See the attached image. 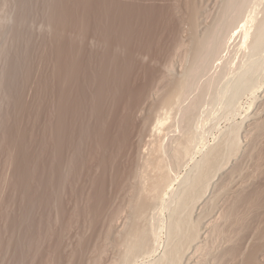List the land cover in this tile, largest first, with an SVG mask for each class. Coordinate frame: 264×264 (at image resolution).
Listing matches in <instances>:
<instances>
[{
	"label": "rangeland",
	"instance_id": "rangeland-1",
	"mask_svg": "<svg viewBox=\"0 0 264 264\" xmlns=\"http://www.w3.org/2000/svg\"><path fill=\"white\" fill-rule=\"evenodd\" d=\"M21 1L0 0V264H264V43L256 54L237 47L223 54L226 64L232 57L235 66L228 64L230 74L225 68L224 78L205 93L192 127L198 135L188 137L193 142L174 137L191 147V154L176 161L167 153L174 133L164 139L172 120L163 126L164 135L153 129L157 108L192 61L177 49L188 39L181 29L188 30L192 21L208 24L224 0ZM254 1L261 11L264 0ZM195 8L202 21L191 19ZM113 58L125 85L120 102L102 98L100 124L99 65ZM224 61L215 62L213 72ZM240 65L255 76L233 95ZM162 74L173 86L161 82L162 99L141 113L145 90L155 88ZM60 95L64 102L58 109ZM79 109L90 135L79 133ZM154 143L170 146L163 145L164 157L176 171L172 180L178 176L174 192L152 203L140 220L132 207L149 181L133 179L131 171L138 168L134 164L143 166L149 153L151 158ZM209 152L220 155L210 173L200 171L208 175L202 176L207 185H198L199 195L194 189L195 198H188L195 201L184 207L178 203L179 186L200 174ZM137 223L152 236L148 248L132 252L135 239L127 233Z\"/></svg>",
	"mask_w": 264,
	"mask_h": 264
},
{
	"label": "bare ground",
	"instance_id": "bare-ground-1",
	"mask_svg": "<svg viewBox=\"0 0 264 264\" xmlns=\"http://www.w3.org/2000/svg\"><path fill=\"white\" fill-rule=\"evenodd\" d=\"M21 1V0H20ZM23 1V0H22ZM21 1V2H22ZM29 1V0H28ZM252 1L253 2H255L254 0H224V2L222 3V8H220V12L218 13V15L216 16V17H214L208 24H206V22L208 21H206L205 22V20L204 21H202V17L200 18V16H201V13L199 14V9H197V8H195V10L194 11H192L193 13V15H191V16H193V17H191V19L193 18V20L197 17V16H199V18L201 19V21L203 22V23H205L204 25L201 23V24H198L199 22H197V23H195L194 24V21H192L191 19H190V21H192V23L191 22H189L192 26L190 27V24H189V28H191L190 30H189V28H188V30H182L181 29V32L183 31V36H185V38L187 39V40H185L184 38H180L181 40L179 41V43H178V47H177V49H181V50H185V55H188V56H190L191 57V59L190 60H192L190 63V66L186 69V68H184V73H183V71H182V73L183 74H181V75H183V78L182 79H179V80H177V81H179L177 84H174L175 86L173 87V89L171 90V92H169L168 94H165L164 95V97H163V90H162V88L159 86L158 87V85L162 82H164V81H166V75H163L162 77H160L158 80L156 79L155 81L158 83L157 84V86L155 87V88H152V86H150V88L147 90H145V92H144V95H143V98H142V101L140 102V104H139V108H138V110L141 112V113H145V112H148L149 111V109H150V107H151V102L153 101V100H156L159 96V98H161V94H162V97H163V100H162V102L161 101H158V102H161V106H159L160 107V109L159 108H157L158 109V114H157V116H159V118H158V120H157V122H155L156 124H154V126H156V128H153L154 130H163L162 128H163V126L166 124V122L170 119V121H171V123L169 122L168 123V128L166 129L167 130V132L165 133V132H161L163 135H164V133H165V135H164V139H166L167 137H169V134H170V131H171V133H174V136H170V138L171 137H180V139L181 138H183V137H195L194 136V134L196 135L197 134V132L196 133H194V132H192L193 130H192V127L195 125V126H197L196 124H195V122H196V116H197V114H198V111L200 110V107H201V105H202V102H203V99H204V95H205V93L207 94L209 91H211V89L215 86V84H217V82L218 81H220L219 79H221L222 78V71H224V69L226 68V74H230V72H231V69H229L230 70V72L229 73H227L228 71V69L227 68H229V67H227L228 66V64L230 65V68H231V65H234L235 66V64H232L231 63V60L233 61L234 59L230 56L232 53V50L235 48V47H237L238 49H240V50H242V49H246V50H250L251 49V51L252 52H254V51H256V50H258V49H260V48H262L261 46H263V45H261V43H264V42H262L263 41V39H264V16L260 19L259 17H258V14H260L261 13V16H262V13H263V15H264V8H262V10L260 11L259 9H258V7H259V5L261 4H259V3H252ZM261 1V0H260ZM77 2H78V0H77ZM259 2V1H258ZM76 3V2H75ZM218 4H219V2H218ZM253 4V5H252ZM25 3H24V7H25ZM23 6V5H22ZM221 7V6H220ZM264 7V6H263ZM78 9V8H77ZM194 9V8H193ZM192 9V10H193ZM199 14V15H198ZM202 15H203V13H202ZM211 17V16H210ZM198 17L195 19V20H198L199 19ZM203 18H205V17H203ZM5 20V19H4ZM24 21V20H23ZM200 21V20H199ZM25 23V22H24ZM20 24V23H19ZM196 24H198V26L196 25ZM186 26V25H185ZM183 27V26H182ZM184 29V28H183ZM190 31V32H189ZM188 32V33H187ZM135 33H137V35H138V33H139V31L137 32H135ZM189 35H187V34ZM190 33V34H189ZM18 34H19V32H18ZM188 37H187V36ZM19 37V36H18ZM182 37V36H181ZM237 40H238V42H237ZM187 41H188V43H187ZM175 45V44H174ZM260 47V48H259ZM264 47V46H263ZM120 48V47H119ZM119 48H117V49H119ZM115 49V48H114ZM113 49V50H114ZM117 49H115L113 52H117ZM177 49H176V51H177ZM264 49V48H263ZM227 51L228 52H230V57L228 56V58H230V59H228L230 62L228 63V64H226V60H227V58H225V55L227 56L228 55V53H227ZM258 51H260V50H258ZM261 51H263V50H261ZM17 52V51H16ZM179 52V51H178ZM226 52V53H225ZM264 52V51H263ZM109 53H111V52H109ZM180 53V52H179ZM247 53H248V51H247ZM255 53V52H254ZM262 53V52H261ZM21 54V53H20ZM114 54V53H113ZM178 54V53H177ZM223 54H225V55H223ZM256 54V53H255ZM254 54V55H255ZM259 54V53H258ZM257 54V55H258ZM24 55V54H23ZM184 55V54H183ZM237 55V54H236ZM249 55V54H248ZM256 55V56H257ZM182 56V55H181ZM180 56V57H181ZM223 56H224V59H225V61L223 60ZM22 57V56H21ZM23 57H25V56H23ZM109 57H110V55H109ZM246 57V56H245ZM253 57V56H252ZM18 58H20V56L18 55V57L16 58L17 60H18ZM169 58V57H168ZM264 58V57H263ZM184 59V58H183ZM185 59H186V61H187V59H189V58H187V57H185ZM184 59V60H185ZM113 60H114V58L113 59H111V61L109 62V63H107V60H105L106 62H103V63H107V65H105V67L104 66H101L100 67V65H99V122H100V124H102L103 122V110H104V107H103V109H102V105H103V99L102 98H105V96L107 95V97H108V99H111L112 101H121L120 100V98H119V95H120V92L122 91V88H123V85H125L124 83H122L121 82V75H122V72L121 71H119L120 69H118V67H115V66H113L112 64H113ZM170 60V59H169ZM224 61L223 63H220V65L218 64V66H219V69H220V67H221V70L219 71V69L217 68V66H216V71H217V73L214 71L213 72V70H214V63L216 62V64L218 63L217 61H219V62H221V61ZM115 62V61H114ZM188 62V61H187ZM234 62V61H233ZM243 62V61H242ZM16 63V62H15ZM14 63V64H15ZM170 63V62H169ZM173 63V62H172ZM189 63V62H188ZM235 63V62H234ZM244 63H246L247 64V62H244ZM100 64H102V63H100ZM116 64V63H115ZM167 64V63H166ZM215 64V65H216ZM18 65V64H17ZM117 65V64H116ZM171 65V64H170ZM184 65H187V63L186 64H184ZM172 66V65H171ZM170 66V67H171ZM242 65H240V69L239 70H242V72L240 73V77L236 80V83H235V85H234V87H233V91H232V94L234 95V94H238L239 93V91L240 90H242V88L244 87V86H246L247 85V83H249V80L251 79V77H254L255 75H253L252 76V74H250V72H251V69L250 70H245L246 69V67H244V66H242ZM246 66V65H245ZM14 67V66H13ZM170 67H167V68H170ZM19 68V67H18ZM21 69V68H20ZM17 67L16 68H14L13 70H11L12 72H14V77H13V75H12V72L10 73V74H8L9 76H11V79L10 80H15V79H13V78H15V76H16V74H17ZM233 70V69H232ZM219 71V72H218ZM10 72V71H9ZM225 72V71H224ZM254 74V73H253ZM181 75H180V77H181ZM225 75V74H224ZM93 79L95 78V76H96V73L93 71V72H91V75H90ZM170 76V75H169ZM229 76V75H228ZM221 77V78H220ZM223 78H224V76H223ZM222 78V79H223ZM254 79V78H253ZM176 81V82H177ZM251 81V80H250ZM167 82V81H166ZM166 82H164V83H166ZM168 82H170L169 80H168ZM167 82V83H168ZM174 82V81H173ZM63 83L64 84H66L65 83V81H63ZM251 83V82H250ZM9 84H10V82H9ZM13 84V83H12ZM15 84V83H14ZM169 84V83H168ZM171 84H172V82H171ZM171 84H169V85H171ZM173 84L171 85V86H173ZM161 85V84H160ZM166 85V84H165ZM11 86V85H10ZM8 87V86H7ZM125 87V86H124ZM167 88V87H166ZM9 89V88H8ZM171 89V88H170ZM214 89V88H213ZM165 90V89H164ZM167 91H168V89H167ZM63 92V91H62ZM109 94H111V95H109ZM208 95V94H207ZM104 96V97H103ZM238 96V95H237ZM234 97V96H233ZM63 98H64V96H61L60 95V97L58 98V100H57V97L55 98V101H56V105L58 104V109H60L61 108V105H63ZM156 98V99H155ZM107 99V98H106ZM162 99V98H161ZM65 100V99H64ZM159 100V99H158ZM207 101V100H206ZM214 102V101H213ZM160 105V104H159ZM156 109V110H157ZM105 110H107V109H105ZM93 111V109L91 110V112ZM160 111H161V115L162 116H160L159 114H160ZM164 112V116H163V113ZM81 113V111H80V109H79V120H80V125H82V128H80V131H79V133H80V135H90V133H91V131H90V127H89V125L85 122V120L84 119H86L82 114H80ZM104 113H105V111H104ZM172 113H174L175 115L174 116H171L172 115ZM101 114H103V115H101ZM157 116H156V118H157ZM90 117L92 118H94V117H96V113L93 111L92 112V114L90 115ZM86 123V124H85ZM170 125V126H169ZM85 126H87V127H85ZM194 126V127H195ZM165 127V126H164ZM193 127V128H194ZM173 128V129H172ZM165 129V128H164ZM172 129V130H171ZM175 129V130H174ZM158 131V132H159ZM169 131V132H168ZM175 133H176V135H175ZM160 134V133H159ZM235 134V133H234ZM162 135V136H163ZM198 135V134H197ZM196 135V136H197ZM161 136V137H162ZM169 138V139H170ZM161 139H163V138H161ZM161 139H158V140H160L161 141ZM163 139V140H164ZM168 139V138H167ZM179 139V140H180ZM185 139V138H184ZM188 139H191V138H188ZM154 140V139H153ZM155 140H157V139H155ZM162 140V141H163ZM171 141H179V140H175V138H174V140H172V139H170ZM169 140V141H170ZM183 140V139H182ZM159 141V142H160ZM165 141V140H164ZM163 141V142H164ZM170 141V142H171ZM188 141V140H187ZM190 141V140H189ZM191 141L193 142V139H191ZM153 142V141H152ZM168 142V141H167ZM173 142L171 143V150L173 151V146H172V144H173ZM155 143H156V141H155ZM154 143V145L153 146H155L153 149L152 148H150L151 149V154H152V156H151V158H149V156L147 155V160L146 161H144V162H142L141 160V163L143 164V166H140V168H139V166L137 165V164H134L136 167H138V168H134V170H130L129 172L131 173V176H133V179H134V176H135V178L138 176V175H140V176H142V178L141 179H145V180H147V181H149V186H148V184H146V186L148 187V188H144V186H142V184H141V186L144 188V191H143V193H142V191L140 192V190H139V192L138 193H140V199H139V201L140 202H136L135 204H137V205H134V207H132V209H135V210H133V211H135L136 213H138V214H140V215H138V214H136L139 218H140V220H141V217L143 216V219L145 218V216H144V213L146 212L145 210L147 209H149L148 207H150V205L153 203V205H156V204H154V203H157V201L159 202V200H161L164 196H166V195H168V191H169V193H170V191L172 190V193L174 192L173 191V184H175L174 183V180L176 179L177 180V176L176 177H174V180H172V175H171V169H169L171 166H170V162H172V161H168L167 162V159H166V157H164L165 155H164V153L166 154V152H164V150L166 151V148L164 149L163 148V145H164V147L165 146H167L168 144H161V143H158V145L156 146V144ZM169 143V142H168ZM175 143V142H174ZM191 143V142H190ZM20 144V143H19ZM109 144V143H108ZM153 143H151V145H152ZM175 144H178V146L177 145H175L176 147V149L174 148V151L172 152L171 150H169L170 152H167V153H169L168 155H171V157H174V159L177 161V158H178V161L180 160V158H183L184 159V156L182 157V155H185L186 153H188V152H190L191 151V147H189V143L188 142H183V141H179V143H175ZM194 144V143H193ZM100 145V144H99ZM106 145V144H105ZM149 145V144H148ZM150 145V146H151ZM170 145V144H169ZM190 145H192V143L190 144ZM18 146V145H17ZM101 146V145H100ZM103 146V145H102ZM108 146V145H107ZM147 146V145H146ZM149 146V147H150ZM168 146H167V148H169ZM173 147V148H172ZM193 148V150H194V147H196V146H192ZM102 148V147H101ZM189 148H190V151H189ZM105 149V148H104ZM106 149H108L109 150V148L108 147H106ZM139 149V148H138ZM76 150H78V148L76 147ZM137 150V149H136ZM167 150V151H168ZM193 150H192V152H193ZM196 150V149H195ZM138 151V150H137ZM140 151V150H139ZM146 151H149V150H146ZM113 152V151H112ZM112 152H110L111 154H113V156H114V153H112ZM150 152V151H149ZM173 154H172V153ZM195 152V151H194ZM193 152V155L195 154ZM221 152V151H220ZM140 153H142V152H140ZM212 154L213 155V153L214 152H209V154ZM110 154V155H111ZM144 154V153H143ZM190 154H191V152H190ZM211 154L210 155H208V156H205V158H204V160L202 159V163L199 165V164H197V165H199L198 166V172H200V171H205V170H207V171H205L206 172V174H207V172H209L208 171V169H211L212 168V166L214 167V165H216V164H213V163H217L216 161H215V159H216V157L217 156H219V155H216V157L213 155L212 157H211ZM215 154V153H214ZM136 155H137V153H136ZM188 155V154H187ZM189 156V155H188ZM188 156H185V157H188ZM191 156V155H190ZM135 157V156H134ZM141 157V156H140ZM169 158H170V156H168ZM143 158V160H144V157H142ZM145 158H146V156H145ZM149 158V159H148ZM190 158L191 157H189V160H190ZM141 159V158H140ZM187 159V158H186ZM186 159L185 160H183V161H185L186 163H187V161H186ZM217 159H218V157H217ZM168 160H170V159H168ZM173 160V159H172ZM175 160H173V161H175ZM188 160V159H187ZM140 161H139V163H140ZM131 163H133V162H131ZM181 164V163H180ZM172 165H173V163H172ZM178 165L179 164H177V167H178ZM184 165V164H183ZM133 166V165H132ZM131 166V167H132ZM135 166H133V167H135ZM174 166V165H173ZM172 166V167H173ZM180 166V165H179ZM141 167H142V169H141ZM182 168V167H181ZM132 169V168H131ZM178 169H179V167H178ZM176 170H177V168H176ZM212 170V169H211ZM143 171V172H142ZM175 171V170H174ZM176 172V171H175ZM175 172H173V173H175ZM180 172V171H179ZM202 172H200V174H196V176H193V178H189V176L187 177V178H189L190 180H189V182H188V180L186 179V182L184 183V184H182L181 186H179V187H181L180 188V194H179V198H180V200H179V198H178V203L181 201V204H185V206L184 207H186V206H188V205H186V204H188V202L191 200V197H192V199L193 198H195V196H193V195H191V193L193 192V190L194 189H198V187L200 188L201 186H205L206 187V185L207 184H205V185H203V183L202 182H204V178H206V177H204V175H205V172L201 175V173ZM130 173H128L129 174V176H130ZM172 173V174H173ZM210 173V172H209ZM176 174V173H175ZM201 177H200V176ZM140 176H138V177H140ZM174 176V175H173ZM198 176V177H197ZM202 176L204 177V178H202ZM205 176H208V175H205ZM144 177V178H143ZM195 177V178H194ZM197 177V178H196ZM130 178V177H129ZM200 178H202V179H200ZM131 179V178H130ZM136 179H139V178H136ZM135 179V180H136ZM175 180V181H176ZM202 180V181H201ZM134 181V180H133ZM140 181V180H139ZM206 181H207V179H206ZM206 181H205V183H206ZM128 185H130L129 183H128ZM134 185V184H133ZM199 185V186H198ZM138 186V185H137ZM198 186V187H197ZM197 187V188H196ZM138 188V187H137ZM143 188H141V190H143ZM130 189V188H129ZM140 189V188H139ZM182 189V190H181ZM200 189H202V188H200ZM133 190V189H132ZM131 190V191H132ZM138 190V189H137ZM179 191V190H178ZM195 191V190H194ZM127 192V191H126ZM197 192H199V189L198 190H196V192L194 193V194H198ZM135 193V192H134ZM144 193H146L147 194V196L145 197V196H143L144 195ZM192 193V194H193ZM137 194V193H136ZM177 194V193H176ZM175 194V195H176ZM178 195V194H177ZM191 195V197L190 198H188L189 196ZM199 195V194H198ZM127 196V195H126ZM131 196V195H130ZM178 197V196H177ZM198 198V197H197ZM132 199V198H131ZM137 199V198H136ZM135 199V200H136ZM165 199V198H164ZM163 199V200H164ZM135 200H133V201H135ZM157 200V201H156ZM187 200V201H186ZM155 201V202H154ZM186 201V203H184ZM192 201V200H191ZM190 201V202H191ZM195 200H193L192 202H194ZM123 202V201H122ZM189 202V203H190ZM161 203V202H160ZM132 204H134V203H132ZM157 204H159V203H157ZM121 205V204H120ZM119 205V206H120ZM124 205V204H123ZM129 205V204H128ZM162 205V204H161ZM136 206V207H135ZM131 207V206H130ZM124 208V207H123ZM151 208V207H150ZM158 208V207H157ZM179 208H181V207H179ZM118 209V208H117ZM126 209V208H125ZM123 211H124V209H122ZM121 210V211H122ZM136 210H138V212L136 211ZM182 211L184 210V209H181ZM122 211V212H123ZM145 211V212H144ZM150 211H151V209H150ZM121 212V213H122ZM131 212V211H130ZM134 212V213H135ZM144 212V213H143ZM132 214H133V212H132ZM147 213H145V215H146ZM134 215V214H133ZM132 215V216H133ZM135 217V216H133V217H135V218H138V217ZM147 216V215H146ZM131 217V216H130ZM132 218V217H131ZM138 218V219H139ZM134 219V218H133ZM130 220V219H129ZM134 222H135V220H133ZM132 221V222H133ZM178 221V220H177ZM120 222V221H119ZM133 222V223H134ZM138 222V221H137ZM139 222H142L143 223V221H139ZM131 223V222H130ZM178 223H180V221L178 222ZM177 223V224H178ZM146 224V223H145ZM130 225V224H129ZM133 225V224H132ZM142 225H144V223L142 224ZM178 225H180V224H178ZM178 225H176L175 227L177 228V229H173L175 232H178V230L180 229V227L178 226ZM128 226V225H127ZM141 225H139L138 226V223H137V225L136 224H134V226H132V228L129 230V233H127L128 234V237L130 236L131 238H129L130 240H132V239H135L134 241H131L130 243H131V245L133 244V242L135 243L134 245H133V248L132 247H130L131 249L130 250H134L135 249V247H137L138 246V248H136L135 249V251H137V252H139V250H140V248H141V251L145 248V246H147L146 248H148V246H149V244H150V241H148V240H151V238H150V236H152L151 234H149L150 233V231H148V229H146V227H144L143 228V226L142 227H140ZM146 226V225H145ZM178 226V227H177ZM181 226V225H180ZM131 227V226H130ZM174 227V226H173ZM126 228H128V227H126ZM125 228V229H126ZM148 231H146V230ZM126 231V230H125ZM124 231V232H125ZM181 230H179V232H180ZM178 232V234L177 233H175L176 235H179L180 233ZM175 235V236H176ZM148 236H149V238H148ZM188 236V235H187ZM126 237V236H125ZM192 237V236H191ZM155 238V237H154ZM154 238L152 239V240H154ZM177 238V237H176ZM188 238V237H187ZM128 239V238H127ZM124 240H126V239H124ZM124 240H122V242L124 241ZM128 241V240H127ZM120 242V241H119ZM146 243H149V244H147L146 245ZM120 244H122V243H120ZM127 243H125V245H126ZM144 246V247H143ZM127 248H129V247H126V249ZM143 248V249H142ZM177 248H179V247H177ZM198 248H200L199 246H198ZM201 248H203V247H201ZM132 250V252H134ZM176 250V253H177V249H175ZM126 252V251H125ZM127 252H129V250H127ZM148 252V251H147ZM174 252V251H173ZM136 254V253H135ZM128 255V254H127ZM129 255H130V253H129ZM129 255H128V258H129ZM176 255V254H175ZM131 256V255H130ZM173 256V255H172ZM169 258V257H168ZM170 259H171V257H170ZM175 259V258H174ZM126 260H127V258H126ZM172 260V259H171ZM125 261V260H124ZM173 262V261H172ZM169 263V262H168ZM173 264V263H172Z\"/></svg>",
	"mask_w": 264,
	"mask_h": 264
}]
</instances>
